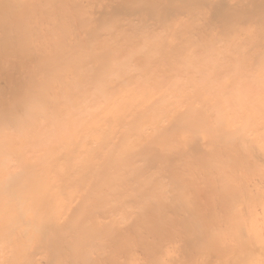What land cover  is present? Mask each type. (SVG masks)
<instances>
[{
    "label": "clouds",
    "instance_id": "9594fccd",
    "mask_svg": "<svg viewBox=\"0 0 264 264\" xmlns=\"http://www.w3.org/2000/svg\"><path fill=\"white\" fill-rule=\"evenodd\" d=\"M8 0H0V6ZM88 29L104 33L92 45L89 68L56 115L59 136L43 147L61 146L79 151L104 146L116 154L155 156L160 173L179 154L191 161L210 185L225 191L239 188L244 177L235 172L221 149L225 143L258 146L264 155V0H259V25L237 7L254 0H88ZM100 21V24H97ZM237 28L259 32L262 46L250 57L240 55L232 36ZM52 49L39 42L25 49L14 69L18 95L7 108L0 104V137L29 144L35 119L33 97L44 88ZM0 63V93L11 87ZM2 100V96H0ZM131 130H137L131 136ZM163 134L165 143L159 135ZM204 161H216L207 166ZM148 162L146 161L145 166ZM264 179V169L261 170ZM13 178L0 173V239L8 225L25 221L29 240L43 236L47 218L64 222L77 209L63 204L42 205L37 199H19ZM199 180L185 190L176 215L159 226L153 257L134 264H182L179 245L168 230L199 211ZM262 252L241 264H264V187L260 190ZM227 223L237 234L245 230L242 211L226 209ZM210 227L213 225L207 218ZM4 264H26L24 261Z\"/></svg>",
    "mask_w": 264,
    "mask_h": 264
},
{
    "label": "bare ground",
    "instance_id": "6f19581e",
    "mask_svg": "<svg viewBox=\"0 0 264 264\" xmlns=\"http://www.w3.org/2000/svg\"><path fill=\"white\" fill-rule=\"evenodd\" d=\"M93 7L98 5L88 0H8L0 6V63L13 69L5 73L12 86L0 93V104L7 108L17 98L14 69L25 49L46 42L53 53L45 86L32 100V140L25 144L11 136L0 137V173L13 178L11 190L19 199L35 198L44 206L67 202L77 209L63 223L47 218L38 242L29 240L27 222L9 224L0 239V264L6 260L134 264L154 258L159 226L176 215L185 190L196 180L202 215L189 213L185 221L168 230L170 241L179 245L178 259L182 264H241L258 258L262 252L257 231L262 220L260 190L264 187V155L258 146L223 145V157L244 177L242 185L230 191L208 184L193 163L179 154L161 174L155 156L148 153L116 154L104 146L92 149L87 145L79 151L61 146L49 152L43 147L57 142V112L89 68L92 45L104 38L98 29H88ZM237 7L259 25V0ZM232 39L242 56L250 57L262 46L258 31L250 35L237 28ZM137 134V130L130 132L133 137ZM159 139L165 143L163 134ZM197 163L213 166L217 162ZM229 205L246 218L245 230L238 234L227 223ZM205 218L213 222L211 227Z\"/></svg>",
    "mask_w": 264,
    "mask_h": 264
}]
</instances>
